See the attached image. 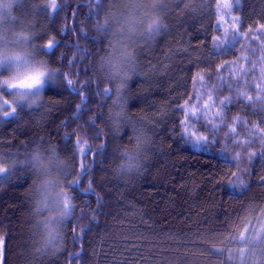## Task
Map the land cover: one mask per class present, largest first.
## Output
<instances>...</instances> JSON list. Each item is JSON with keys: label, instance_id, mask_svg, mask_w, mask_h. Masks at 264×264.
I'll use <instances>...</instances> for the list:
<instances>
[{"label": "trees", "instance_id": "obj_1", "mask_svg": "<svg viewBox=\"0 0 264 264\" xmlns=\"http://www.w3.org/2000/svg\"><path fill=\"white\" fill-rule=\"evenodd\" d=\"M108 2L41 9L35 42L55 37L49 59L63 82L39 112L0 117V264H233L240 231L264 221V0H237L228 33L218 0H165L168 27L138 45L132 124L118 137L107 119L114 85L97 68L107 37L93 31ZM131 128L150 143L139 174L121 179L112 168ZM192 131L207 143L194 146ZM38 142L71 161L72 211L58 251L45 255L31 253L24 164Z\"/></svg>", "mask_w": 264, "mask_h": 264}, {"label": "clouds", "instance_id": "obj_2", "mask_svg": "<svg viewBox=\"0 0 264 264\" xmlns=\"http://www.w3.org/2000/svg\"><path fill=\"white\" fill-rule=\"evenodd\" d=\"M57 5L58 0H0V117L15 116L21 106L39 112L47 106V89L63 82V69L49 59L55 37L49 34L47 40L35 42L42 30L41 9L54 15ZM164 8L165 0H109L93 22V31L107 37L97 68L114 85L107 119L117 137L132 124L126 92L139 74L138 45L151 43L167 29ZM131 136V143L117 148L120 158L112 168L117 178L131 179L142 169L150 136L137 128H131ZM24 164L32 174L27 192L31 253L52 254L62 244L63 225L73 207L65 190L71 161L57 148L38 142ZM235 244L237 258L244 248V264H264V235L257 238L249 231Z\"/></svg>", "mask_w": 264, "mask_h": 264}, {"label": "snow or ice", "instance_id": "obj_3", "mask_svg": "<svg viewBox=\"0 0 264 264\" xmlns=\"http://www.w3.org/2000/svg\"><path fill=\"white\" fill-rule=\"evenodd\" d=\"M228 7H232V6H230V5L218 6V7H217V11H218V12H219V11H222L223 8H228ZM239 23H240L239 18H236V19H235V25H236V27H237V25H238ZM261 27H264V26H261ZM259 29L261 30V28H259ZM69 83H70V81H69ZM242 95H243V94H242ZM210 99H211V97H209V100H210ZM226 99H227V98H226ZM249 99H250V98H249ZM193 115H195V111H193ZM217 115H219V113H217ZM184 124H185V121H184ZM213 130H214V129H213ZM184 133H185V134L188 133V128H187V127H184ZM190 138L192 139L193 144H194V146H196V147H200L201 145H204V144L207 143V140H206L205 137L200 136V135H196L195 133H193L192 136H191ZM262 179H264V178H262ZM260 223H261V228H259V229H255V230H254L255 236H256L257 238H259L260 236L264 235V221H261ZM237 238L240 239V240H244V239L246 238V234H245V232H244L243 230L240 231V233H239V235H238ZM248 239L251 240L252 237L249 236ZM239 252H240L239 258H237L233 253L230 254L229 259L233 261V264H244V248H241V249L239 250Z\"/></svg>", "mask_w": 264, "mask_h": 264}, {"label": "rangeland", "instance_id": "obj_4", "mask_svg": "<svg viewBox=\"0 0 264 264\" xmlns=\"http://www.w3.org/2000/svg\"><path fill=\"white\" fill-rule=\"evenodd\" d=\"M237 4V0H218V6L230 5L232 7L223 8L222 11H217V27L224 33H228L230 30L236 28L235 19L237 16L233 13V9ZM218 112L217 110H214ZM191 132V131H190ZM193 134V131L191 135ZM249 225V224H248ZM252 226V225H250Z\"/></svg>", "mask_w": 264, "mask_h": 264}]
</instances>
